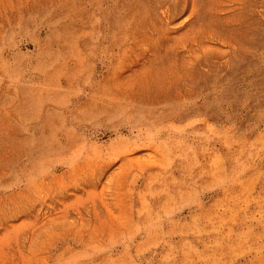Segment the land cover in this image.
I'll return each mask as SVG.
<instances>
[{"label":"rangeland","instance_id":"obj_1","mask_svg":"<svg viewBox=\"0 0 264 264\" xmlns=\"http://www.w3.org/2000/svg\"><path fill=\"white\" fill-rule=\"evenodd\" d=\"M0 264H264V0H0Z\"/></svg>","mask_w":264,"mask_h":264}]
</instances>
